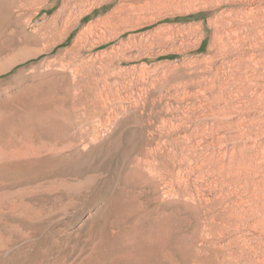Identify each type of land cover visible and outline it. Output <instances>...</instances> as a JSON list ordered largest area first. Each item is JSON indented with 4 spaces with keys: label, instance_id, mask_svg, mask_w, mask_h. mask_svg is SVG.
<instances>
[{
    "label": "rangeland",
    "instance_id": "1",
    "mask_svg": "<svg viewBox=\"0 0 264 264\" xmlns=\"http://www.w3.org/2000/svg\"><path fill=\"white\" fill-rule=\"evenodd\" d=\"M65 1L0 0V264H264V0Z\"/></svg>",
    "mask_w": 264,
    "mask_h": 264
},
{
    "label": "bare ground",
    "instance_id": "2",
    "mask_svg": "<svg viewBox=\"0 0 264 264\" xmlns=\"http://www.w3.org/2000/svg\"><path fill=\"white\" fill-rule=\"evenodd\" d=\"M80 2H83V1H85V0H79ZM210 1V0H209ZM213 2H218V4H217V7H221L222 6V3H221V0H212ZM211 1V2H212ZM76 3H79L78 2V0H76ZM73 4V0H66L65 2H64V5H63V7H62V9L59 11V13H58V15L57 16H59L60 18H63L64 16H66L65 14L67 13V11H68V9H69V6L70 5H72ZM65 18V17H64ZM63 18V19H64ZM247 19V18H246ZM240 26V25H239ZM54 27V26H53ZM241 27V26H240ZM239 27V28H240ZM227 28V27H226ZM231 28V27H230ZM233 28V27H232ZM238 28V29H239ZM82 33H84V32H82ZM84 34H86V32L84 33ZM83 35V34H82ZM234 35V34H233ZM228 37V36H227ZM61 38V37H60ZM58 43V42H57ZM238 43V42H237ZM224 47V51H225V48H227V46H226V44L223 46ZM227 52V51H226ZM224 55V54H223ZM13 115V114H12ZM26 115V114H25ZM28 115V114H27ZM29 116V115H28ZM31 116V115H30ZM38 117H39V115H38ZM38 117H37V119H38ZM29 118V117H28ZM31 118H32V116H31ZM25 119H26V116H25ZM25 119H24V121H25ZM42 122V121H41ZM37 125V124H36ZM24 126V125H23ZM26 126V125H25ZM34 127H35V125H34ZM36 129V128H35ZM9 144V143H8ZM4 155V154H3ZM7 156V155H6ZM6 165V164H5ZM26 167V166H25ZM19 169V168H18ZM13 172V171H12ZM3 174V173H2ZM10 174V173H9Z\"/></svg>",
    "mask_w": 264,
    "mask_h": 264
}]
</instances>
